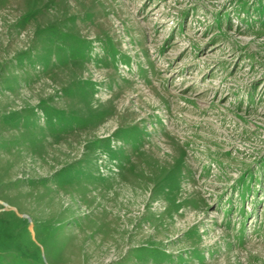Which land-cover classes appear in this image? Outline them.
Segmentation results:
<instances>
[{
  "label": "rangeland",
  "instance_id": "rangeland-1",
  "mask_svg": "<svg viewBox=\"0 0 264 264\" xmlns=\"http://www.w3.org/2000/svg\"><path fill=\"white\" fill-rule=\"evenodd\" d=\"M0 264H264V0H0Z\"/></svg>",
  "mask_w": 264,
  "mask_h": 264
}]
</instances>
